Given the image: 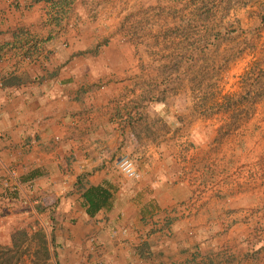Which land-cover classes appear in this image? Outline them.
<instances>
[{
	"label": "crops",
	"instance_id": "1",
	"mask_svg": "<svg viewBox=\"0 0 264 264\" xmlns=\"http://www.w3.org/2000/svg\"><path fill=\"white\" fill-rule=\"evenodd\" d=\"M263 10L264 0H0V180L13 165L36 198L6 196L0 182V240L43 227L45 264H264V23L244 34ZM235 21L244 33L224 30ZM226 66L256 83L239 87L254 95L239 107L250 110L221 134L230 107L198 92L201 70L210 80ZM121 154L139 178L119 171ZM80 175L110 192L92 216Z\"/></svg>",
	"mask_w": 264,
	"mask_h": 264
},
{
	"label": "trees",
	"instance_id": "2",
	"mask_svg": "<svg viewBox=\"0 0 264 264\" xmlns=\"http://www.w3.org/2000/svg\"><path fill=\"white\" fill-rule=\"evenodd\" d=\"M260 18L261 20H264V14H260ZM213 34L218 36L221 34V30L218 29ZM203 78V76L200 78V82H202ZM211 78L212 77H210V79ZM240 93L242 94L241 97L249 99L254 97L250 90L241 91L239 94ZM255 94L256 96L264 97V89ZM237 95L238 92L227 94L225 97L227 98L228 103H224L225 106H229L231 103L229 100H236ZM219 106L220 104L217 105V109ZM231 123L234 122L232 121ZM222 133L223 132H221V134ZM75 187L80 190V193L84 198L85 210L87 214L91 216L94 215L103 204H105L110 195V192L102 187L87 182L85 175H80L77 178ZM4 192V195L14 198H18L19 195V190L5 189ZM35 206L36 208H42L38 204ZM50 255L49 241L43 227L30 230L21 226H12L9 242L5 243L0 240V264H25L27 262L32 264H45Z\"/></svg>",
	"mask_w": 264,
	"mask_h": 264
},
{
	"label": "rangeland",
	"instance_id": "3",
	"mask_svg": "<svg viewBox=\"0 0 264 264\" xmlns=\"http://www.w3.org/2000/svg\"><path fill=\"white\" fill-rule=\"evenodd\" d=\"M260 14H264V10L262 12L258 13V23L257 24H253V26L251 28L247 29V32H245V28L240 27L237 23V21L233 22L231 25H228V27H226V31H230V35H237L240 33H244V34H249V35H259L260 31H261V27L264 23V20H261L260 18ZM246 27V26H245ZM237 43L232 44L233 46H239L236 45ZM253 46V45H250ZM263 55H264V50H261ZM208 61H202L201 62V66L202 64H207ZM224 65H221L218 67L219 69L221 67H223ZM227 66L224 67L223 69H221V71L219 70L218 74L215 76L213 75L212 78L209 80L208 79V71L207 70H201V74L205 72V74H202L201 76H203L204 78L202 79L203 82V90L199 91V99L201 101L204 100H208L214 97L219 98L221 101H223V103H228L227 98L225 97L227 94L233 93L232 91H236L238 92V95L236 96V100H229L231 103L229 104V114H230V120L229 122L225 123L224 126V130H221V132L225 133V131H228L235 128L238 124V120L241 117V114H248L250 108L246 107L245 109L239 108L241 104H243V100H250L249 98H245V97H241V93L239 94V87L242 85H249V84H253L256 83V79H254V77H251L250 75H245L244 73L242 74L237 72V70H234V72H226ZM224 71V74H222L221 72ZM217 72V71H215ZM264 78L262 80H258V83H263ZM224 89L225 92H222L221 90ZM225 105V104H224ZM228 107V106H227ZM211 111L214 109H210ZM210 111V112H211ZM234 123H231V122Z\"/></svg>",
	"mask_w": 264,
	"mask_h": 264
},
{
	"label": "built area",
	"instance_id": "4",
	"mask_svg": "<svg viewBox=\"0 0 264 264\" xmlns=\"http://www.w3.org/2000/svg\"><path fill=\"white\" fill-rule=\"evenodd\" d=\"M116 166L121 173L128 177L139 178L141 176L140 170L137 168L135 162L128 154H121L116 160ZM1 185L4 189L9 190H19L23 191V202L34 204L36 198L30 197L34 192V184L31 181H22L17 168L13 165L6 167V174L0 180ZM196 195L193 194L186 202H184L185 210H189V205H194L196 203ZM124 231V230H123ZM91 248H94L93 244L95 242L94 238H90Z\"/></svg>",
	"mask_w": 264,
	"mask_h": 264
}]
</instances>
